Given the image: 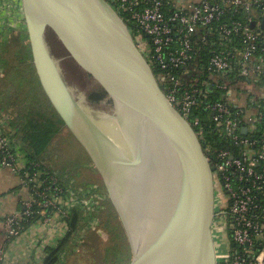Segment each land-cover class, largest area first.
Segmentation results:
<instances>
[{
	"label": "built area",
	"instance_id": "2783aa9c",
	"mask_svg": "<svg viewBox=\"0 0 264 264\" xmlns=\"http://www.w3.org/2000/svg\"><path fill=\"white\" fill-rule=\"evenodd\" d=\"M107 1L124 14L168 99L206 142L218 189L228 195L221 216L233 247L223 264H264V0ZM0 10L6 12L5 25L10 19L22 23L14 17L23 12L21 0H0ZM202 110L204 117L197 113ZM204 123L215 128L219 147L207 144ZM4 125L0 120V169L18 173L30 192L23 210L4 220L12 239L35 215L43 225L70 217L80 191L30 161L23 145L5 135ZM98 189L89 186L83 197L98 196ZM0 264H12L5 250Z\"/></svg>",
	"mask_w": 264,
	"mask_h": 264
},
{
	"label": "water",
	"instance_id": "95a60500",
	"mask_svg": "<svg viewBox=\"0 0 264 264\" xmlns=\"http://www.w3.org/2000/svg\"><path fill=\"white\" fill-rule=\"evenodd\" d=\"M21 4L42 86L105 178L136 251L129 264H218L213 235L218 191L215 167L206 155L205 143L168 99L120 14L107 0H21ZM48 38L115 106L132 157L113 149L112 159L103 158L98 132L108 143L111 140L62 83L63 94L69 95L73 104L68 103L86 124L90 140L67 112L53 78L55 70L59 77L60 73ZM113 164L127 170L121 171L125 173L121 182L115 178ZM135 169L142 170L146 184L158 178L155 182L164 199L161 218L143 235L141 247L117 198L118 189Z\"/></svg>",
	"mask_w": 264,
	"mask_h": 264
},
{
	"label": "rangeland",
	"instance_id": "374dc122",
	"mask_svg": "<svg viewBox=\"0 0 264 264\" xmlns=\"http://www.w3.org/2000/svg\"><path fill=\"white\" fill-rule=\"evenodd\" d=\"M19 14H21L20 21L22 22L20 26H25L26 24L23 20L24 19L23 12L21 13V11H18L17 13L18 17H20ZM47 44H48L49 52L58 66L60 77L58 76L55 70V74L53 75V78L56 84L60 86L59 89L62 91V94H63L62 83H64V85L67 86V88L71 92L72 97L83 109L85 114H87V116L91 118L92 122L95 123L104 132V135L109 137L111 142L118 145L119 148H117L116 151L118 150L117 151L118 153H123V155L125 156L126 153L128 152L132 154L131 147L127 143L125 135L121 127L119 126L115 114L116 113L115 106L109 103L107 99L98 100L100 96L98 95V93L93 92L95 91V89H97L95 87V84L90 79H88V77L81 70H79L69 59H67L66 54L62 50L58 49V46L55 45V42L51 38H48ZM9 69L10 72L15 71L12 69V67ZM24 74L26 75L23 76V78L20 80L18 84L23 83L24 88L27 94L29 95H26V92L22 93L21 91L15 90V87H12L11 89H9V91H5L6 88L8 89V85L5 86V89L4 87L2 88L5 91L3 92L4 94L5 93L7 94V92H9L7 94L9 96L8 99L6 98L7 95L0 94V96H4V99L2 100L4 101V103L6 104L12 103L13 106V108L11 109L12 112L19 111V113L21 114L26 113V109L25 111L24 110L22 111L21 109L25 105L29 106L31 102L29 96L31 97L33 96L34 100L35 98L39 99V97L41 96L40 94L41 90L39 88L40 86L36 85L32 81V78L30 77L28 72ZM38 81H40V85H42L40 77L39 80H35L36 83H38ZM11 92H13L14 94ZM10 93L11 95H9ZM67 97L65 96L66 101L67 102L70 101V103L73 104L68 94ZM96 100L100 102L97 104L94 103V101ZM22 102L24 103L21 104ZM111 117L115 119L118 125L117 128L113 127L114 125L111 120ZM98 134H99V138L102 139V142L103 143L106 142V140L103 138L101 133L98 132ZM63 135L64 137L58 139L55 142V145L52 146L48 158L51 160L50 164L54 168H56L58 172H60V169L63 172L65 171V169L70 171L69 182H71L72 184L69 185L68 182L65 183L67 184L68 187L69 186L72 188L77 187V190L80 191L79 192L80 200L77 201L75 206L78 207L82 205L81 207L84 209L85 215H87L88 217H86L85 222H83L82 226H80L81 227L80 230L74 234L75 239L72 245L73 254L69 259H67L65 256L66 252H64L60 257L61 258L60 264H108L107 260H104L105 254L109 253L113 249L114 251L119 248L121 250L123 246V241L121 239L115 238L120 234L121 228L117 223L110 224V222L112 221V217L117 218V213L119 215L120 213L117 210L118 209L117 205L115 204L114 200L111 198L109 194L108 187L106 190L98 189L99 191L98 196H95L94 194L92 196L94 198H91L90 195L83 197L85 195L86 190L89 189V186L93 185L99 187L98 184L99 183L101 184V181H104L105 184L106 181L102 172L96 165L94 158L89 153L87 148L83 145V143L76 142L71 132L68 133L64 131ZM69 143H71L72 146ZM123 144L128 145L127 148H129V150L127 149L122 151L121 148ZM107 148L111 150L110 147ZM103 151L104 149H102V152ZM108 155H109L108 158L105 157L103 158L105 160L112 159L111 153ZM113 166L115 167L114 175L116 174L119 175V176L116 175L115 178L118 182H121L123 180L122 175L125 174L124 172L121 171L126 172L127 170L125 168H122V166L120 165L119 167H117V165L113 164L111 167L113 168ZM135 179L136 178H130L129 185H132ZM86 203L89 206H87ZM142 208L143 206L141 207V209ZM154 227L153 226H149V228L146 227L145 231L140 234L141 236L139 235L140 237L138 238L139 240H141L140 247L143 246L145 242L144 240L145 238L143 239L144 237L143 235H147L148 233H150L151 230L154 229ZM67 228L68 226L63 228V232H61L59 235L60 237H63V235L67 233V230L69 229ZM54 242L55 240L53 239L50 240V243H54ZM130 245H131L132 258H134L136 251L133 248L131 241H130ZM110 264L112 263L110 262Z\"/></svg>",
	"mask_w": 264,
	"mask_h": 264
},
{
	"label": "trees",
	"instance_id": "16d2710c",
	"mask_svg": "<svg viewBox=\"0 0 264 264\" xmlns=\"http://www.w3.org/2000/svg\"><path fill=\"white\" fill-rule=\"evenodd\" d=\"M17 6H20V4H18ZM120 15L124 18L123 13ZM11 67L15 71L10 72L9 68ZM27 72L32 78V81L36 85L40 86L39 88L41 90V96L39 97V99L35 98V100L33 96H29L31 102L27 109V105H25V114L18 113L17 111L12 112V103H4V101H2L4 99V96H0V109H3V111L5 110L6 112H4L3 114H7L8 116L6 125H4L3 128L4 133L5 135L14 138L23 145V148L28 153L27 156L30 161L41 162L42 166L45 169L57 174L63 181L68 182V184L71 185L72 183L69 182L70 171L65 169V171L63 172L60 169V172H58L57 169L50 164L51 160L48 157L52 146L55 145V142L58 139L64 137V131L68 133L71 132L76 142L80 141L70 129V127L66 124L65 120L60 115L58 110L54 107L48 94L46 93L42 85H40V81H38V83L35 82V80H39V75L34 62L33 50L26 26H23L22 28H15L11 25L6 24L4 30L0 34V94L7 95L9 92H7V94H4L3 92L9 91V89H11L12 87H15V90L17 91L25 93L26 90L24 88V84L18 83L23 78V76L26 75L24 73ZM156 73H158V71H156ZM7 85L8 89H5V86ZM3 87L5 91L4 89H2ZM93 92L98 93V95L100 96L98 100H106L105 96L99 89H95V91ZM11 93L9 95H11ZM26 95L29 94H27L26 92ZM8 97L9 96L7 95L6 98L8 99ZM98 100L94 101V103H99L100 101ZM24 102H22L21 104H23ZM197 113L203 117L205 116L203 110L198 111ZM111 120L114 125L113 127L117 128L118 125L115 119L111 117ZM204 127L208 140L207 144L212 145L214 148L219 147L221 142L218 134L216 133L214 137H211L209 135V130L210 132H212L215 131V128H212L211 125H206L205 123ZM69 144L72 146L71 143ZM127 146L128 145L123 144L121 148L122 151L127 149L129 150ZM126 156L132 157V154L128 152L126 153ZM98 185L100 190L107 189L104 181H101V184L99 183ZM72 189L77 190V187ZM35 208H37V206ZM86 217L88 216L85 215L84 209L81 206H74L71 211L70 217L64 220L69 228H67V233L64 234L63 237H60L55 245H49L45 248V257L43 259V264H60V257L64 252H66L65 256L67 259L71 257V255L73 254L72 245L75 239L74 234L80 230V226H82V223L85 222ZM38 220L39 215H35L31 218H28L27 220H24L23 231L26 230L30 225L37 223ZM112 221L110 222V224L117 223L121 228L120 234L115 238L121 239L123 241V246L121 250L120 248L116 249L115 251L113 249V252L110 251L109 253L105 254L104 260H107L108 264H110V262L112 264H129L133 258L127 230L121 216L118 213L117 218L112 217Z\"/></svg>",
	"mask_w": 264,
	"mask_h": 264
},
{
	"label": "crops",
	"instance_id": "0c3cea01",
	"mask_svg": "<svg viewBox=\"0 0 264 264\" xmlns=\"http://www.w3.org/2000/svg\"><path fill=\"white\" fill-rule=\"evenodd\" d=\"M0 11L1 34L7 15L5 10ZM19 16L17 13L14 14L15 18L21 19V14ZM10 20V24L12 23L11 25L14 27V19ZM15 25L22 28L21 24L16 23ZM21 110L25 111V106ZM4 112L6 111L0 109V120L6 123L8 116L3 114ZM17 112L19 113V111ZM29 196L30 192L18 173L9 168L0 169V251L5 250L8 260L12 264H43L45 248L55 245L63 228L67 226L64 220L59 219L60 217H54L50 224H32L16 238L9 239L4 220L7 216L19 214L23 210V201ZM52 239L55 240L54 243H50Z\"/></svg>",
	"mask_w": 264,
	"mask_h": 264
},
{
	"label": "bare ground",
	"instance_id": "6f19581e",
	"mask_svg": "<svg viewBox=\"0 0 264 264\" xmlns=\"http://www.w3.org/2000/svg\"><path fill=\"white\" fill-rule=\"evenodd\" d=\"M58 92L67 112L74 120H76V123L83 128V132L87 137L86 124H84V122L82 123L81 118L76 114L74 108L66 101L62 91L58 90ZM87 139L90 140L91 138L87 137ZM141 169H135L129 172L128 179L125 181V186L121 185L118 189L119 194H117L118 201L120 202V205H122L125 215L128 216L130 222H132L133 231L137 238L141 236L140 234L145 231L146 227H154L157 221L160 220L164 204L160 185L158 182H155L158 178L155 179L154 176L152 182L146 184L142 181L143 177L141 176ZM130 178H136L132 185H129ZM141 205H143L142 209ZM140 243L141 240L138 238L136 245L140 246Z\"/></svg>",
	"mask_w": 264,
	"mask_h": 264
},
{
	"label": "flooded vegetation",
	"instance_id": "af4514ba",
	"mask_svg": "<svg viewBox=\"0 0 264 264\" xmlns=\"http://www.w3.org/2000/svg\"><path fill=\"white\" fill-rule=\"evenodd\" d=\"M216 133H217L216 131L210 132L209 130V135L211 137H214ZM100 143L103 146L104 149L103 153L105 158H108L109 156L108 154H110L112 149L116 151V149L119 148L118 145L113 142L108 143L106 141L103 143L102 139H100ZM107 147H110L111 150H109ZM227 206H228V195L226 191L219 186L216 195V217L213 223V235L216 245L218 264H223V262L228 261L229 255L233 247V241L231 239L228 222L225 219V217L221 216V209L226 208Z\"/></svg>",
	"mask_w": 264,
	"mask_h": 264
}]
</instances>
